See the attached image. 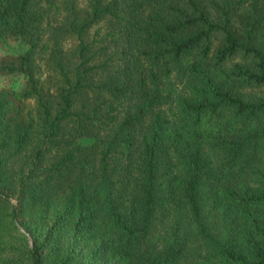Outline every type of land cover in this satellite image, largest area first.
I'll return each mask as SVG.
<instances>
[{
	"label": "trees",
	"instance_id": "trees-1",
	"mask_svg": "<svg viewBox=\"0 0 264 264\" xmlns=\"http://www.w3.org/2000/svg\"><path fill=\"white\" fill-rule=\"evenodd\" d=\"M0 264H264V0H0Z\"/></svg>",
	"mask_w": 264,
	"mask_h": 264
},
{
	"label": "rangeland",
	"instance_id": "rangeland-1",
	"mask_svg": "<svg viewBox=\"0 0 264 264\" xmlns=\"http://www.w3.org/2000/svg\"><path fill=\"white\" fill-rule=\"evenodd\" d=\"M22 47V43L18 39L8 38L0 41V54L3 53H16ZM11 78L9 76H0V85L9 83Z\"/></svg>",
	"mask_w": 264,
	"mask_h": 264
}]
</instances>
